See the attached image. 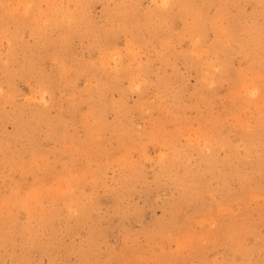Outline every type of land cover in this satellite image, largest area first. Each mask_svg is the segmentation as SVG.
Masks as SVG:
<instances>
[{
    "label": "rangeland",
    "instance_id": "obj_1",
    "mask_svg": "<svg viewBox=\"0 0 264 264\" xmlns=\"http://www.w3.org/2000/svg\"><path fill=\"white\" fill-rule=\"evenodd\" d=\"M0 28V264H264V0H0Z\"/></svg>",
    "mask_w": 264,
    "mask_h": 264
},
{
    "label": "bare ground",
    "instance_id": "obj_2",
    "mask_svg": "<svg viewBox=\"0 0 264 264\" xmlns=\"http://www.w3.org/2000/svg\"><path fill=\"white\" fill-rule=\"evenodd\" d=\"M83 1V0H82ZM91 1V0H90ZM171 1V0H170ZM64 2V1H63ZM74 2V1H73ZM80 2V1H79ZM168 2V1H167ZM35 3V2H34ZM129 3H130V1H129ZM74 4V3H73ZM80 4V3H79ZM123 4V3H122ZM62 5V4H61ZM133 5V4H132ZM166 5V4H165ZM64 8V7H63ZM73 8H74V6H73ZM82 8V7H81ZM72 9V8H71ZM162 9V8H161ZM166 9V8H165ZM76 11V10H75ZM114 12V11H113ZM150 12H152V11H150ZM171 12H172V10H171ZM9 14V13H8ZM65 14H67V12L65 13ZM70 14V13H69ZM73 14V13H72ZM82 14V13H81ZM80 14V15H81ZM109 14V13H108ZM136 14V13H135ZM152 14V13H151ZM156 14V13H155ZM178 14V13H177ZM64 15V14H63ZM77 15V14H76ZM119 15V14H118ZM123 15V14H122ZM147 15V14H146ZM45 16V15H44ZM113 16V15H112ZM4 17V16H3ZM43 17V16H42ZM86 17V16H85ZM111 17V16H110ZM134 17V16H133ZM132 17V18H133ZM149 17V16H148ZM158 17V16H157ZM8 18V17H7ZM46 18V17H45ZM53 18V17H52ZM123 18V17H122ZM141 18V17H140ZM5 19V18H4ZM74 19V18H73ZM124 19V18H123ZM8 20V19H7ZM14 20V19H13ZM41 20V19H40ZM46 20V19H45ZM122 20V19H121ZM165 20V19H164ZM163 20V21H164ZM167 20V19H166ZM169 20V19H168ZM68 21V20H67ZM70 21V20H69ZM89 21V20H88ZM77 22V21H76ZM80 22V21H79ZM78 22V23H79ZM108 22V21H107ZM143 22V21H142ZM150 22H151V20H150ZM6 23V22H5ZM43 23H44V20H43ZM50 23V22H49ZM88 23V22H87ZM110 23V22H109ZM41 24V23H40ZM39 24V25H40ZM62 24V23H61ZM64 24V23H63ZM145 24V23H144ZM166 24V23H165ZM170 24V23H169ZM4 25V24H3ZM7 25V24H6ZM47 25V24H46ZM138 25V24H137ZM167 25H168V23H167ZM44 26V25H43ZM52 26V25H51ZM91 26V25H90ZM155 26V25H154ZM108 27V26H107ZM122 27V26H121ZM138 27V26H137ZM193 27V26H192ZM5 28V27H4ZM66 28H68V27H66ZM90 28V27H89ZM95 28V27H94ZM153 28V27H152ZM155 28V27H154ZM1 29V28H0ZM22 29V28H21ZM78 29V28H77ZM87 29V28H86ZM124 29V28H123ZM147 29V28H146ZM149 29V28H148ZM156 29V28H155ZM154 29V30H155ZM167 29V28H166ZM199 29V28H198ZM38 30V29H37ZM68 30V29H67ZM89 30V29H88ZM158 30V29H157ZM167 30H169V29H167ZM251 30V29H250ZM1 31V30H0ZM68 31H71V30H68ZM132 31V30H131ZM134 31V30H133ZM147 31V30H146ZM17 32V31H16ZM85 32H86V30H85ZM105 32V31H104ZM154 32V31H153ZM152 32V33H153ZM8 33V32H7ZM21 33V32H20ZM81 33V32H80ZM202 33V32H201ZM226 33V32H225ZM66 34V33H65ZM128 34H130V33H128ZM135 34V33H134ZM223 34V33H222ZM227 34V33H226ZM242 34H243V32H242ZM48 35V34H47ZM80 35V34H79ZM83 35V34H82ZM87 35V34H86ZM141 35V34H140ZM11 36V35H10ZM14 36V35H13ZM40 36V35H39ZM114 36V35H113ZM152 36V35H151ZM55 37V36H54ZM11 38V37H10ZM41 38V37H40ZM60 38V37H59ZM253 38V37H252ZM64 39V38H63ZM40 40V39H39ZM43 40V39H42ZM45 40V39H44ZM69 40V39H68ZM158 39H156V41H157ZM48 41H50V40H48ZM255 41V40H254ZM2 42V41H1ZM20 42V41H19ZM257 42H259V41H257ZM97 43V42H96ZM13 44H15V43H13ZM36 44V43H35ZM45 44V43H44ZM57 44V43H56ZM55 44V45H56ZM133 44V43H132ZM226 44V43H225ZM10 45V44H9ZM12 45V44H11ZM51 45H53V44H51ZM67 45H68V43H67ZM33 46V45H32ZM37 46V45H36ZM41 46V45H40ZM47 46V45H46ZM63 47H65V46H63ZM69 47V46H68ZM106 47V46H105ZM13 48V47H12ZM71 48V47H70ZM44 49H45V47H44ZM5 50V49H4ZM68 50H71V49H68ZM254 50V49H253ZM3 51V50H2ZM13 51V50H12ZM46 51V50H45ZM62 52L64 51L63 49L61 50ZM257 51V50H256ZM16 52V51H15ZM31 52V51H30ZM56 54V53H55ZM225 55H227V54H225ZM28 56V55H27ZM42 56V55H41ZM10 57V56H9ZM21 57V56H20ZM43 57V56H42ZM15 58V57H14ZM14 58H13V60H14ZM24 58V57H23ZM44 58V57H43ZM18 59V58H17ZM54 59V58H53ZM12 60V59H11ZM10 60V61H11ZM33 60V59H32ZM41 60V59H40ZM64 60V59H63ZM9 61V62H10ZM42 61V60H41ZM133 61V60H132ZM64 62V61H63ZM16 63V62H15ZM33 63V62H32ZM59 63V62H58ZM34 66V65H33ZM215 67V66H214ZM224 67V66H223ZM62 68V67H61ZM211 68V67H210ZM17 69V68H16ZM209 69V68H208ZM66 70V69H65ZM72 70V69H71ZM209 70H211V69H209ZM9 71V70H8ZM40 71V70H39ZM44 71V70H43ZM69 71V70H68ZM144 71V70H143ZM45 72V71H44ZM92 72V71H91ZM12 73V72H11ZM21 73V72H20ZM25 73V72H24ZM102 73V72H101ZM211 73V72H210ZM35 74H37L36 72H35ZM45 74H46V72H45ZM44 74V75H45ZM7 75V74H6ZM17 75V74H16ZM28 75V74H27ZM131 75V74H130ZM133 75V74H132ZM8 76V75H7ZM40 76V75H39ZM47 76H49V75H47ZM47 76H46V78H47ZM64 76V75H63ZM212 76V75H211ZM15 77V76H14ZM17 77V76H16ZM65 77V76H64ZM131 77V76H130ZM145 77V76H144ZM35 78V77H34ZM49 78V77H48ZM215 78V77H214ZM2 79V78H1ZM64 79V78H63ZM70 79V78H69ZM120 79V78H119ZM137 79V78H136ZM71 80V79H70ZM148 81V80H147ZM144 82V81H143ZM162 82V81H161ZM49 83V82H48ZM132 84H133V82H132ZM147 84V83H146ZM148 85V84H147ZM48 86V85H47ZM63 85H61V87H62ZM76 88V87H75ZM38 89V88H37ZM51 89V88H50ZM44 93V92H43ZM2 94V93H1ZM36 94V93H35ZM43 96V95H42ZM249 96H251V95H249ZM259 96V95H258ZM48 97V96H47ZM4 99V98H3ZM98 99V98H97ZM5 100V99H4ZM80 100V99H79ZM100 100V99H99ZM122 100V99H121ZM51 101V100H50ZM96 101V100H95ZM52 102V101H51ZM78 103V102H77ZM11 104H12V102H11ZM15 105V104H14ZM45 107V106H44ZM15 111V110H14ZM17 112H19V111H17ZM30 113V112H29ZM50 113V112H49ZM93 113V112H92ZM17 114V113H16ZM40 114H41V112H40ZM18 115V114H17ZM39 115V114H38ZM1 116V115H0ZM30 117V116H29ZM38 117V116H37ZM44 118V117H43ZM56 119V118H55ZM38 120V119H37ZM97 120V119H96ZM20 122V121H19ZM18 122V123H19ZM39 122V121H38ZM48 122V121H47ZM23 123V122H22ZM97 123V122H96ZM262 123V122H261ZM18 125V124H17ZM25 127V126H24ZM49 127H51V126H49ZM49 127H48V130H49ZM255 128V127H254ZM219 129V128H218ZM246 129V128H245ZM256 129V128H255ZM14 130V129H13ZM241 130V129H240ZM135 131V130H134ZM96 132V131H95ZM3 133V132H2ZM142 134V133H141ZM240 134V133H239ZM147 135V134H146ZM58 136V135H57ZM96 136V135H95ZM211 136V135H210ZM240 137V136H239ZM209 138V137H208ZM6 140V139H5ZM92 140V139H91ZM134 140V139H133ZM138 140V139H137ZM213 139H210V142L212 141ZM240 140V139H239ZM249 140V139H248ZM23 141V140H22ZM93 141V140H92ZM157 141V140H156ZM261 141H264V140H261ZM120 142H121V140H120ZM119 142V143H120ZM144 142V141H143ZM209 142V143H210ZM221 142V141H220ZM230 142V141H229ZM238 142V141H237ZM254 142V141H253ZM222 143V142H221ZM248 143V142H247ZM90 144V143H89ZM98 144V143H97ZM233 144V143H232ZM129 145V144H128ZM127 145V146H128ZM219 145V144H218ZM221 145V144H220ZM238 145V144H237ZM83 147V146H82ZM122 147V146H121ZM216 147V146H215ZM229 147V146H228ZM246 147V146H245ZM258 147V146H257ZM2 148V147H1ZM20 149V148H19ZM33 149V148H32ZM248 149V148H247ZM22 150V149H21ZM97 150V149H96ZM109 150V149H108ZM124 150V149H123ZM207 150V149H206ZM234 150V149H233ZM261 150V149H260ZM93 151V150H92ZM114 151V150H113ZM128 151V150H127ZM2 152V151H1ZM111 152V151H110ZM258 152V151H257ZM17 153V152H16ZM33 153V152H32ZM94 153V152H93ZM129 153V152H128ZM106 154V153H105ZM112 154V153H111ZM210 154V153H209ZM232 154V153H231ZM255 154V153H254ZM6 155V154H5ZM234 155V154H233ZM242 155V154H241ZM1 156H4L3 154L1 155ZM200 156V155H199ZM237 156V155H236ZM248 156V155H247ZM246 156V157H247ZM31 157V156H30ZM175 157V156H174ZM229 157V156H228ZM202 158V157H201ZM256 158H258V157H256ZM10 159V158H9ZM22 159V158H21ZM24 159V158H23ZM215 159V158H214ZM119 160V159H118ZM178 160V159H177ZM252 160V159H251ZM1 161V160H0ZM175 161V160H174ZM229 162V161H228ZM7 163V162H6ZM10 163V162H9ZM164 163V162H163ZM212 163H214V162H212ZM1 164V163H0ZM20 164V163H19ZM223 164V163H222ZM31 165V164H30ZM136 165V164H135ZM180 165V164H179ZM223 165H225V164H223ZM261 165V164H260ZM21 166V165H20ZM28 166H29V164H28ZM242 166H243V164H242ZM241 166V167H242ZM246 166V165H245ZM259 167V166H258ZM261 168H262V166H260ZM133 168H134V166H133ZM21 169V168H20ZM168 169V168H167ZM213 169V168H212ZM184 170V169H183ZM250 170V169H249ZM136 171H138V170H136ZM163 172V171H162ZM262 172H264V171H262ZM261 172V173H262ZM123 173V172H122ZM160 173V172H159ZM200 173V172H199ZM224 175V174H223ZM259 175V174H258ZM128 176V175H127ZM189 176V175H188ZM254 176V175H253ZM193 177V176H192ZM195 177V176H194ZM225 177V176H224ZM214 178H216V177H214ZM94 179V178H93ZM228 179V178H227ZM246 179V178H245ZM96 180V179H95ZM98 180V179H97ZM232 180H233V178H232ZM250 181V180H249ZM158 182V181H157ZM173 182V181H172ZM190 182H191V180H190ZM215 182V181H214ZM97 184V183H96ZM161 185V184H160ZM16 186V185H15ZM216 186V185H215ZM232 186V185H231ZM186 187V186H185ZM194 187V186H193ZM255 187V186H254ZM126 188V187H125ZM187 188V187H186ZM244 188H245V186H244ZM180 189V188H179ZM249 189V188H248ZM189 190V189H188ZM205 190V189H204ZM221 190V189H220ZM227 192V191H226ZM244 192V191H243ZM180 193V192H179ZM206 193V192H205ZM121 194V193H120ZM193 194V193H192ZM223 194V193H222ZM203 195V194H202ZM116 196V195H115ZM253 196V195H252ZM76 197H77V195H76ZM177 197V196H176ZM239 197V196H238ZM120 198V197H119ZM230 198V197H229ZM177 199V198H176ZM74 200V199H73ZM73 200L71 201V203L73 202ZM200 201V200H199ZM239 201V200H238ZM118 204V203H117ZM173 204V203H172ZM197 205V204H196ZM73 206V205H72ZM173 207V206H172ZM86 211V210H85ZM175 211V210H174ZM8 212V211H7ZM71 213V212H70ZM171 213V212H170ZM174 213V212H173ZM9 216V215H8ZM74 216V215H73ZM171 216V215H170ZM40 219V218H39ZM76 219H77V217H76ZM44 220V219H43ZM42 222V221H41ZM52 223H53V221H52ZM11 224V223H10ZM38 224H40V223H38ZM8 226V225H7ZM11 226V225H10ZM33 226V225H32ZM38 226V225H37ZM46 226V225H45ZM17 227V226H16ZM8 228V227H7ZM7 228H5L6 230H7ZM48 228V227H47ZM26 229V228H25ZM29 230V229H28ZM31 230V229H30ZM20 232V231H19ZM256 232V231H255ZM6 233V232H5ZM253 233V232H252ZM11 235V234H10ZM49 235H52V234H49ZM29 236V235H28ZM31 236H33V235H31ZM6 238V237H5ZM36 238V237H35ZM20 240V239H19ZM50 240V239H49ZM30 241V240H29ZM5 242V241H4ZM28 242V241H27ZM48 244V243H47ZM5 246V245H4ZM23 246V245H22ZM42 246V245H41ZM37 249V248H36ZM94 249V248H93ZM7 250V249H6ZM16 250V249H15ZM1 253V252H0ZM23 253H25L24 251H23ZM97 253V252H96ZM85 254V253H84ZM25 255V254H24ZM5 257V256H4ZM21 257V256H20ZM91 257V256H90ZM93 257V256H92ZM30 259V258H29ZM29 259H27V260H29ZM92 259V258H91ZM95 259V258H94ZM16 262V261H15ZM27 263V262H26ZM11 264V263H10Z\"/></svg>",
    "mask_w": 264,
    "mask_h": 264
}]
</instances>
